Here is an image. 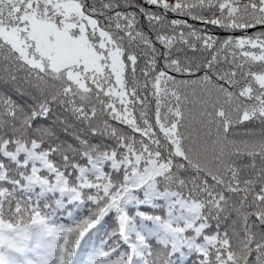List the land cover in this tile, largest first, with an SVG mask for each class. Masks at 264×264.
<instances>
[{
  "label": "snow or ice",
  "instance_id": "6c2138e0",
  "mask_svg": "<svg viewBox=\"0 0 264 264\" xmlns=\"http://www.w3.org/2000/svg\"><path fill=\"white\" fill-rule=\"evenodd\" d=\"M143 5L154 42L135 0H0V264L34 232L72 264L102 222L90 264H264V131H237L264 123V0ZM69 118L111 143L62 145Z\"/></svg>",
  "mask_w": 264,
  "mask_h": 264
},
{
  "label": "trees",
  "instance_id": "16d2710c",
  "mask_svg": "<svg viewBox=\"0 0 264 264\" xmlns=\"http://www.w3.org/2000/svg\"><path fill=\"white\" fill-rule=\"evenodd\" d=\"M136 7H121L120 9H117V11H124V12H132L137 15L139 18V24L138 27L141 31H143L148 37H150L153 42L155 41V35L151 31H149L150 25L146 23L143 16L141 15V9L144 8L143 0H135ZM169 14V19H172L174 17H171ZM195 23V22H193ZM198 27L200 25L197 24ZM212 31L215 33L217 32L216 29H212ZM157 49L162 53L163 48L159 44L155 45ZM158 66L162 67V57L161 60L158 61ZM0 89L7 91L14 102H18L17 98L21 95L20 92L16 91L15 86L12 84H0ZM25 99L29 101L27 107L31 109L34 107L35 102L32 101V97L30 95H25ZM39 118V117H38ZM49 123H54L56 125L57 130V142L61 143L62 145H70L74 148H79L80 145L77 143V141L74 139V136H80L82 139L87 140V142L90 145H96L103 143H111L110 141L104 140L101 137H92L90 133L88 132L87 128L83 123H79L76 121H73L71 118L68 119L66 124H60L58 119L55 121H49ZM245 130H251L256 133H260L264 131V123L261 122H249L246 125H241L238 127L237 131H245ZM70 157L72 159H76L77 157L72 156L71 153H69ZM141 211L144 212H155V214H160L159 211L153 210L151 208H142ZM84 213H77L76 219H82ZM107 219V218H105ZM58 224L62 225H69L72 221L67 219L66 217H58L57 221ZM107 230V224L102 222L101 224L97 225L95 229L90 230V232L85 236V238L82 240L80 246L78 247L77 253L73 257L72 264H90L93 255H94V249L99 248L101 245V241L105 237V233ZM35 231V230H34ZM36 235L35 232L33 233L32 240L28 241L29 245V256L28 258L34 262V264H45V249L43 247H38L36 245Z\"/></svg>",
  "mask_w": 264,
  "mask_h": 264
}]
</instances>
